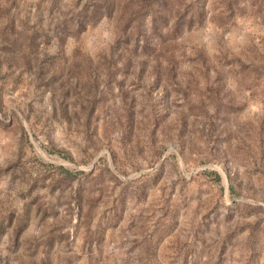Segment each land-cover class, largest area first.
<instances>
[{"label":"rangeland","instance_id":"1","mask_svg":"<svg viewBox=\"0 0 264 264\" xmlns=\"http://www.w3.org/2000/svg\"><path fill=\"white\" fill-rule=\"evenodd\" d=\"M0 264H264V0H0Z\"/></svg>","mask_w":264,"mask_h":264}]
</instances>
